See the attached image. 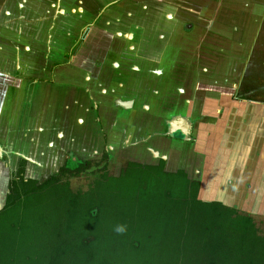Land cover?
<instances>
[{
  "label": "crops",
  "instance_id": "1",
  "mask_svg": "<svg viewBox=\"0 0 264 264\" xmlns=\"http://www.w3.org/2000/svg\"><path fill=\"white\" fill-rule=\"evenodd\" d=\"M125 1L115 0L110 6L106 4L97 9H86L80 2L70 3L69 0H0V172L14 171L15 168L11 165L13 162L18 163L21 156L31 161L30 156L39 153L37 149L38 153L34 152L33 148L27 153L24 147L27 141L32 140L35 144L39 142L41 146L50 148L59 140L65 139L66 134L69 136L71 133L70 140L78 139L71 127H68L70 133L67 131V126H74L75 123L77 127L85 126L81 116L70 117L69 112L73 108L92 112L94 117L91 118L90 125L94 124L95 127H88L99 131L102 136V125L92 111L93 108H98L97 105L102 106V102H105V105H112L114 110L118 109L114 124L121 122L115 131L124 133L125 144L123 141L116 142L114 146L109 144L111 156L119 148L127 147V142H133L129 135L132 134L131 138L138 136L131 130L129 133V128L121 129L123 121L118 111L129 110V115L137 106L143 110V107L149 108L150 104L137 97H133L137 106L132 101L128 102L129 98L125 93L132 89L129 84L140 80L145 84L146 77H152L153 81L160 78L162 85L167 84V78L175 75L174 62L177 58L161 56L157 59L156 49L163 45H178L180 53V48L187 43V37L182 38L179 28L172 31L165 27L170 23V16L166 12L148 7L147 25L149 29L152 25L154 28L146 39L141 38L142 41L147 40V50L144 49L145 53L140 52L141 40H134L133 34L139 30L138 20L130 28L132 35L125 39L119 36L118 30L122 26L115 27L114 31V27L109 26V17L113 16L115 19L111 21L120 23L118 14L130 11L129 16L134 14L138 19L143 13L141 7L133 4L129 6ZM244 4L249 3L244 1ZM255 5H249L243 11L237 7L227 9L234 12L233 16L237 15L235 18L238 20L233 22L235 24L232 28L239 30L241 36L243 34V39L239 41L242 45L247 42L249 44L252 35L249 24L258 14ZM190 12L192 16L193 13H198L196 10ZM157 16H162V21L157 20ZM207 25L204 28V24L197 27L194 22H186L184 31L182 30L184 34L197 28L203 30L199 36L202 41L200 52L192 60H184L185 65L191 64L188 69H183V73L193 77L194 89L203 85L207 72L208 76L213 77L219 71L212 60L209 64L199 63L200 58H204L205 47L210 52L225 51L216 47L220 46L219 38H213L215 41H212L209 37ZM161 27L168 32L166 35L170 33L171 36L166 38L160 32ZM126 52L130 56H125ZM239 56L240 54L234 56L237 57V62L242 61ZM143 59H146L147 65L143 73H138L140 65L137 62ZM124 60L135 63L126 68L122 65ZM6 61L8 63H2ZM235 68L236 65L234 70ZM132 76H137L138 79ZM139 87L141 86L135 87L138 92L141 90ZM155 88L152 95L153 104L156 100L159 102L155 103L156 107L162 99L156 94L160 89ZM150 89L153 88L147 86L146 90ZM179 91L184 89L180 88ZM162 93L163 99H167L168 92L162 90ZM214 102L204 107L196 97L191 101H184V106L168 111L163 116L164 127L162 126L161 133L157 135L155 128L146 129L144 139L157 136L154 140L177 141L183 152L184 149H191L194 157L201 156L203 161L199 170L202 175L199 180L203 181L204 187L218 190L215 193L217 196L220 189L233 190L227 196L229 203H249L250 195L255 191L256 197L252 198L264 205V105H258L260 108L255 109L257 106L254 107L255 103L252 101L233 100L226 95ZM198 105L201 106L198 108ZM62 109L68 110L66 117L58 116ZM130 115L134 126L139 118L145 123L144 119L147 117L141 112H132ZM170 124L171 127L174 124L185 127L170 129ZM178 131L180 133L177 134ZM146 145L150 146L148 141L144 142V146ZM150 149L154 155L157 153L160 156L161 149ZM13 157L17 160L13 161ZM176 168L188 171L185 164Z\"/></svg>",
  "mask_w": 264,
  "mask_h": 264
},
{
  "label": "rangeland",
  "instance_id": "2",
  "mask_svg": "<svg viewBox=\"0 0 264 264\" xmlns=\"http://www.w3.org/2000/svg\"><path fill=\"white\" fill-rule=\"evenodd\" d=\"M73 1L74 0H69L70 3ZM81 1V5L85 6L86 9H97L99 6L103 7L106 4L110 6L115 0ZM244 1H247L249 4H244ZM125 2L129 6H132V4L133 6L138 5L141 7L143 13L139 15L140 17L138 19L134 14L132 15L133 18L130 17V11L127 13L123 12L121 15L118 14L120 23L111 21L115 19L113 16L109 17V26L114 27L112 31H114V29L116 30L115 27L122 26L118 31H120L119 36L123 39L132 35V29L130 28L136 20L143 22V24H140L141 30L139 32L136 33L134 31V40L140 42L141 38L146 39L147 33H151L152 28H154L153 25L150 29H148V26L144 27V24H148L147 22L149 19L147 8L149 7L152 9L155 7L158 10L161 9L164 13L166 12L170 16L168 17L170 23L166 24L165 27L167 29L171 28L172 31L175 28H179L182 32V34H180L182 35V38L186 39V36L188 40L186 39L185 42L187 43L180 48V53L178 45H163L156 49L155 56L157 59L161 56H170L171 59H178L174 62L176 67V70L174 71L175 75L172 76V78H167V84L162 85L163 82H160V78H156L153 81L152 77H146L147 82H145V84L141 82V80L137 83L130 82L129 87H132V89L127 88L129 90L125 93L129 98L128 102L132 101L134 104L133 97H137L138 99H143V102L150 104V107H143L142 110L141 107L139 108L137 104H134L137 108L132 112L135 114L141 112V114L147 116L146 119H144L145 123L142 120H139V118L135 122V126L133 125L134 122L132 117H130V114L132 113L131 111L129 115V110H125L127 112L122 110L118 111L119 116L122 117L121 120L123 121L121 129L129 128L127 130L128 132L131 130V132H135V134L138 135L134 138H131L132 134L129 135L130 139H133V142H127V147L123 146L124 148H119L115 151L116 153L114 156H106V146L109 144L114 146L116 142H124L125 135L124 133L115 131L117 126L114 122L117 114L116 110L118 109L114 110L112 105H105V102H102V106L97 105L98 108H93L92 111L97 115L99 119L98 121L101 122L103 136L99 131L89 129L90 126L95 127L94 124L90 125L91 118L93 119L94 117L92 112L73 108L70 109V117L81 116L84 118L82 123H84L85 126L84 128L80 126L77 127L75 126V123L74 126H67V131L71 127V131L75 132V135L79 138H75L74 141L70 140L71 133L68 131V133H70L69 136L66 134L65 139L56 142V145L49 148L50 150H47L48 148L45 150V152H48V155H35L31 157V167L27 173H24L26 179L34 180L37 184L45 182L51 176H57L58 180L53 181L49 186H46L45 191L39 190L41 192L38 193L39 196L37 202L34 206L32 204L30 205L31 208L28 211L29 214L24 213L22 209H18L17 211H23L22 214H25L26 216L23 220L33 226V230L36 231L35 233L33 232V234L37 239L41 236V233H39L41 230H44V232L48 233L51 237L40 239L38 241L40 248H42L43 242L46 244V246L43 247H47L48 250L51 251L58 246L61 248L70 247L68 255L63 257L59 264H104L101 260L102 257H106L108 261L107 264H139L137 256L131 253L133 251L128 243L130 237L124 235L122 228H120L116 222L121 225H126L129 220H133L137 223V220H139L140 217L138 215H133L130 212L124 213V211L117 208L114 199H111V196L109 195V189L112 186H117L118 183L114 179L122 177L129 168H132L130 162L157 166L162 164V160H165L163 169L168 172L178 171L179 169H177L176 166L185 164L188 168L187 173L189 177L199 180V177L202 175L200 174L201 170H199L203 161L201 156L194 157L191 149H184L185 152H183V149H181L182 146H180L177 141H167L162 139L154 140L157 136L144 139L146 138V129L152 130L155 128L157 135L163 131L164 126L162 118L168 113V111H175L180 106H184V101H191L194 97L200 100V104H203L204 107L206 105L210 106L212 102L218 101V99L220 100L224 95L229 96L233 100L234 95L241 99L242 97L254 99L255 101L252 102L255 103L253 105L254 107L257 106L255 109L264 105V0H126ZM76 3H78V1ZM252 4H256L255 10L258 14L253 17V20L249 24L251 25L252 31L251 38L249 37V44L247 42L246 45H242L239 41L243 39V34L241 36L239 30H233L232 28V25L235 24L233 22L238 20V18H235L237 15L233 16L234 12H232L231 9L229 11L227 9L237 7L243 11L244 8L246 10L248 6H251ZM190 10H196L198 13H193L194 15L192 16ZM200 10H202V12H200ZM159 19L162 21V16H157V20ZM131 22L132 24H130ZM186 22H194L197 27L204 24V28L207 25L206 23H208L207 28L209 27L210 30L209 37L212 41H215L213 38H219L220 46L216 47H221L225 50L221 53L217 51L210 52L207 51V48L204 46L206 49L204 52V58L201 57L199 63L209 64L212 60L219 68V71H217V75L213 77L208 76L209 72H207L208 75L204 76L203 85L200 84L195 89L193 87V77L185 76V73H183V69H188V66L191 65H185L184 60H192L193 57L200 52L199 50L202 41L199 36H201L203 30L197 28L194 29V31L184 34L183 27ZM160 32L164 35L168 33L164 30V27L160 28ZM157 34L158 32L156 35ZM170 36L171 34L169 33L166 35V38ZM157 38L160 39V37ZM146 43L147 40H141L140 45L142 49L139 50L140 52H146ZM250 53L252 54L250 55ZM177 54L178 57L180 56L179 58L175 57ZM239 54L241 56H239V60L242 58V61L237 62V57L234 58V56H238ZM125 56H130V54L126 52ZM246 62H251V68L250 65L246 66ZM133 63H135V61L130 62V60H124L122 65L129 68ZM137 63L140 65V69L137 72L143 73L144 68L147 65L146 59ZM155 65L157 66L158 63H155ZM235 65L236 68L234 70ZM132 77H135L136 80L138 79L137 76ZM241 83V89L237 88L238 85L241 86ZM149 85L153 88L150 89V91L146 90ZM138 86H141L139 87V89L141 88L139 92L135 89V87ZM142 87L144 89H142ZM154 88L156 90L157 88L158 90L160 89L159 93L157 92L156 94L157 97L162 99L160 105L156 107L155 103L159 102L156 100L153 104L152 92L154 91ZM180 88H183L184 91H179ZM162 90L163 92H168L166 96L168 97L167 99H163ZM148 92L150 93L149 95ZM158 94L160 96H158ZM81 95L83 96V94ZM201 105H198V108ZM204 107L202 109H204ZM67 113L68 110L66 111L62 109L60 114L58 113V116L66 117ZM82 132L84 134H81ZM166 132H168V130ZM103 138L104 141L106 140V146L103 144L104 141L102 142ZM130 139L128 141H130ZM145 141H148L150 146H144ZM151 146L161 149V153H163L162 155L166 158H163L161 153H159L160 156H158L157 153L154 155L151 152L150 148H153ZM36 148L41 149L39 142H36ZM69 153L73 155L75 154L79 157V159H76L77 161H75V163H70V165L75 164L73 165L74 168H70L66 165V162H68L67 160H69L67 158ZM12 159L13 161L17 160V158L14 157ZM20 164L21 165L18 166L19 169L15 172L13 171L14 174H12L11 170L0 172V208L4 207L8 201V190L11 181L13 179H19V171L25 169V162L21 160ZM82 165H85V168L79 173L78 170ZM11 166L15 168L17 163L13 162ZM190 166H192V168ZM183 169L185 170V168ZM70 171L75 173L71 174ZM6 178L7 182L5 181ZM59 186L65 188L63 191L65 195L59 191ZM79 190H82L86 195L84 198L78 199L77 203L79 202V204L73 207L71 199ZM99 203L101 208L96 209L98 212V215L97 213L96 215L99 220L94 221L96 227L93 228V223L88 218L85 210L87 205H98ZM234 204L235 207H239L240 210H243L238 201ZM261 207L264 206L261 205ZM76 208L78 210L76 215L79 216L77 219L81 222L80 224H77L78 221L73 222L70 214L67 213L70 211L69 209L76 210ZM244 208L248 210L252 209L249 205H244ZM99 211L101 212L100 214ZM8 215L11 216L9 213ZM258 215L256 214L257 222L263 224L264 214ZM93 232L98 235V240L94 246L95 256L93 259L85 256L83 253L80 255H74L72 253V248H76L77 251L81 250L80 248L84 241L83 238L89 234H93ZM25 235L26 234L23 235V238ZM24 242L25 244L29 243L25 238ZM78 253L79 252H77V254ZM43 258L44 260H47L48 256H44Z\"/></svg>",
  "mask_w": 264,
  "mask_h": 264
},
{
  "label": "trees",
  "instance_id": "3",
  "mask_svg": "<svg viewBox=\"0 0 264 264\" xmlns=\"http://www.w3.org/2000/svg\"><path fill=\"white\" fill-rule=\"evenodd\" d=\"M164 162L157 166L130 162L132 168L114 179L117 186L109 189L117 208L140 217L137 223L133 220L126 225L116 222L124 235L130 237L131 253L137 256L139 264H264V223L259 224L256 218V214H264V207L253 199L255 191L250 195L251 202L240 203L243 208L240 210L227 201L233 190L220 189L217 196L218 190L204 187L202 180L192 179L184 169L164 170ZM73 165L67 166L74 168ZM84 168L82 165L77 170L80 173ZM24 170L19 171V179L11 181L8 201L0 208V264H59L70 247L58 246L51 251L43 247L46 246L43 242L40 248L38 241L51 237L41 230L37 239L33 234L36 231L23 220L26 216L22 214L23 211L28 213L30 205L37 202L38 193L45 191L58 177L51 176L37 184L25 178ZM64 189L59 186L63 195ZM85 195L82 190L77 191L71 199L73 207ZM100 203L87 205L85 210L93 228L96 227L94 221L99 220L96 209L101 208ZM244 205L252 209H245ZM69 210L67 213L73 222L78 221L77 208ZM24 234L28 244L24 242ZM97 238L94 232L87 235L81 250L71 247L72 253H83L93 259ZM44 256H48L47 260ZM101 260L108 263L106 257Z\"/></svg>",
  "mask_w": 264,
  "mask_h": 264
},
{
  "label": "flooded vegetation",
  "instance_id": "4",
  "mask_svg": "<svg viewBox=\"0 0 264 264\" xmlns=\"http://www.w3.org/2000/svg\"><path fill=\"white\" fill-rule=\"evenodd\" d=\"M78 2H82L81 0H77ZM77 1H75L74 0V2H77ZM136 17V16H135ZM135 22H137V20L135 21ZM134 22V23H135ZM138 23H139V30H138V32L141 30V25L140 24H143V22H140V21H138ZM130 24H132V22L130 23ZM145 26H148V25H145L144 24V27ZM149 29V28H148ZM146 30V29H145ZM144 32H146V31H144ZM148 32V31H147ZM149 36V32L147 33V36H146V38ZM254 61H256V60H254ZM3 64H5V63H8L7 61L6 62H2ZM248 65H250V68H251V62H249L248 63ZM247 65V66H248ZM243 82V81H242ZM241 87H242V83H241V86H239V88L241 89ZM234 100H249V101H255L254 99H247V98H244V97H242V99L241 98H237L235 95H234ZM0 103H1V101H0ZM122 118V117H121ZM117 121H118V119H117ZM119 121H120V118H119ZM121 122V121H120ZM120 122H117L116 123V126H118V123H119V125H120ZM178 122V121H177ZM185 127L184 125H182V124H179V126H178V124L177 125H172V127H171V124L169 125V127H170V129L171 128H173V129H177V128H179V127ZM169 129V128H168ZM118 132V131H117ZM178 133H180V131H178L177 132V134ZM177 134H175V136L177 135ZM24 147H25V150L27 151V153H28V151L30 152L31 151V148H33L34 149V152L36 151L37 152V150L39 151V153L38 154H34L33 153V155L32 156H35V155H44V154H47L48 152H45V150L47 149V146H45V145H43V146H41V149L39 148V149H37L36 148V144L34 143V142H32V140L31 141H27V142H25L24 143ZM109 147L108 146H106V148H105V154L106 155H108V157L109 156H111L110 154H109V149H108ZM37 149V150H36ZM47 150H50L49 148L47 149ZM73 151V150H72ZM45 152V153H44ZM48 155V154H47ZM32 156H30V157H32ZM69 160H67L68 162H66V165H70V163L72 162V163H75V161H77L76 159L78 158L79 159V157L77 156V155H73V154H71V153H69V155H68V157H67ZM25 161V173H27L28 172V170L30 169V167H31V161H29L28 159H26L24 156H21L20 158H19V161H18V163H17V166L15 167V170H14V172L16 171V170H18L19 169V165H21L20 164V161ZM12 172V174L14 173L13 171H11ZM11 174V175H12ZM7 180V178L5 179V181ZM7 182V181H6Z\"/></svg>",
  "mask_w": 264,
  "mask_h": 264
}]
</instances>
